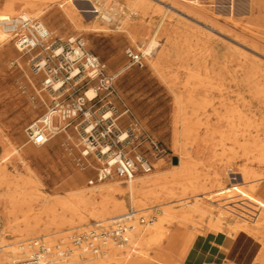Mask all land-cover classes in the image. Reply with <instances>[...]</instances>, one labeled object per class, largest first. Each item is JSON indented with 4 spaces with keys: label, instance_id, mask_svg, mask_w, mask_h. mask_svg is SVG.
<instances>
[{
    "label": "rangeland",
    "instance_id": "rangeland-1",
    "mask_svg": "<svg viewBox=\"0 0 264 264\" xmlns=\"http://www.w3.org/2000/svg\"><path fill=\"white\" fill-rule=\"evenodd\" d=\"M59 3L63 4L64 0ZM6 4L7 0H0V14L6 11ZM93 5L103 11L112 12L115 15L112 23H107L101 13H84V17H80L77 24L71 23L62 16V9L58 3L52 4L42 18L33 15L31 17L45 23L52 33L53 40L83 38L87 48L106 63L108 71L119 74L117 88L122 102L118 104V108L124 110V106H127L141 127L166 151L160 157H154L151 151L146 153L154 163L152 173L163 175L166 179L161 182L159 193L153 196L146 206L134 207L146 218L152 216L153 222L159 224L162 222L165 225L155 242H151L149 237L144 241L137 237L136 243L126 244L127 250L124 249L120 255L129 253L131 258L125 264H181L185 260L182 253L173 249H163L167 245L165 240L167 233L181 231L174 241L175 246L181 243V247H185V232L197 233L198 237L210 234L207 225L211 218L210 214L225 218V208L231 209L235 204L232 197L229 200L230 196L237 193L238 188H247L245 185L248 183L242 184L241 176L238 175L231 177L239 181L231 183L226 176L223 184L216 186L212 181L214 174L222 172L226 175L228 167L232 166L235 169L247 167L264 175V163L249 161L238 144L233 141V132L229 129V121L235 119L232 114L236 107L249 118L264 122V98L262 102L253 98L250 90L255 86L248 84L241 67L246 59L249 64H254L257 67L256 77L264 88V0L77 2L81 11H94ZM171 7L173 10L169 11ZM20 14L23 12L19 11L10 17ZM0 19L4 18L0 15ZM95 27L105 29L96 32ZM155 35L160 48L153 52L152 57L144 58L143 66L133 64L129 53L132 52L134 55L143 53L141 49H144L150 38ZM30 60L31 56L18 52L13 42L6 47H0V128L8 147L23 148L21 151L23 161L9 160L7 168L15 176H31L37 185L35 194L26 198L34 204L33 210H29L26 205L17 214L21 221L28 217L31 226L24 222L20 224L22 233L16 238H11V241H21L13 245L17 255L15 258L11 253L8 256L17 260L24 259L30 256L29 250L26 248L16 251L18 245L23 244L27 247L31 241L43 239L51 246L66 243L74 252L84 257L80 250L73 246L72 236L88 231L95 223L102 221V218L90 217L84 211L87 217L84 223H80L77 217L74 226L62 222L60 225L52 224L55 216L63 215L62 210L59 208L54 214L44 213L41 200L44 197L51 201L72 199L74 195L86 193L89 189L104 183L122 182L117 178L103 183L98 182L96 169L100 164L94 157L90 160L92 167L83 170L79 166L80 140L73 129L58 135L44 147L29 143L26 128L46 112L51 100L50 95L42 91L43 75H35ZM158 60L160 65L154 69L152 63ZM201 79L206 81L205 84L200 83ZM210 79H213L212 85L208 84ZM177 98L183 102L181 114L185 112L191 117L190 125L197 127L189 136L177 134L181 132L182 124V117L177 118L176 122ZM126 118L128 117H124L123 120ZM195 136L206 139L207 143L204 145L205 148L208 147L206 156L196 154L199 147L192 144ZM245 140L248 139L239 137V142ZM261 141L264 143V134ZM176 145L184 147L186 151H193L197 161L211 158L214 166L195 165L194 169V173L202 177L210 176L207 181L200 183V188L205 190L202 198L207 200L186 194L182 185H175L176 180L172 178V174L176 172L175 166H178L179 162ZM147 147L149 145L144 144L143 152H146ZM4 154L0 144V158ZM160 159L163 166L155 168ZM194 173L188 177L191 181ZM92 180L93 185L90 184ZM234 184L237 186H233ZM121 187L127 189L123 183ZM118 198L125 202L126 214L133 207L130 195L127 193L124 197ZM92 202L94 206H100L103 199H93ZM186 204L200 205L209 211L205 213L208 216H205L200 227L193 229L194 223L202 222L200 212L193 209L186 212V208L189 207ZM187 215L191 216L188 218ZM37 216L38 222L35 219ZM114 216L116 214L107 216L105 224L108 226L112 224L111 218ZM234 223L232 218H225L224 231L220 235L232 239L226 227L232 228ZM237 237L239 239L232 253L235 264H260L258 258L264 250L263 245L243 233ZM8 250L12 249L8 247ZM3 251L4 249L1 250V254ZM79 260L81 261L78 263H72L76 261L73 258L64 264L86 263V259ZM103 260L105 259L102 257L94 261ZM9 262L6 260V264ZM109 264L117 263L111 261Z\"/></svg>",
    "mask_w": 264,
    "mask_h": 264
},
{
    "label": "bare ground",
    "instance_id": "bare-ground-1",
    "mask_svg": "<svg viewBox=\"0 0 264 264\" xmlns=\"http://www.w3.org/2000/svg\"><path fill=\"white\" fill-rule=\"evenodd\" d=\"M59 1L61 0H7L6 11L1 13L0 15L2 18H7L21 11L25 15L28 16L33 15L35 17L42 18V16L46 15V13L49 11V8L52 4L58 3L59 7L62 9L61 10L62 16L66 20L74 24H77L80 17H84L83 15L84 13H92V14L101 13L102 18L107 23H112V21L115 18V15L112 12L103 11L100 7L95 5H93L94 11H81L77 6V2H81V1L91 2V0H64L63 4H60ZM172 10L173 9L171 7L169 11ZM94 29L96 30V32H98L100 30H104L105 28L95 27ZM10 42H11L10 37L5 32L0 30V47H6ZM158 48H160V43L157 40V35H155L150 38L147 46L141 50L143 51L145 57H152L153 52L156 51ZM159 60L152 63L154 69H157L159 67L160 65ZM241 67L245 72V77L248 84L255 86L253 89L250 90L252 92L253 98H255V100L257 99V101L259 102H262L264 98V88L260 85L259 78L256 77L257 67L252 63L249 64L247 59ZM116 75L119 76V74ZM212 80L213 79H210L208 84L212 85L211 83ZM205 82L206 81L202 79L200 80L201 84H205ZM92 94L93 93H90V95ZM182 104H183L182 100L177 98L176 122H177V118L182 117V124L180 127L181 132H177V134L178 135L180 134L182 136H189L190 134H192L193 131H196L197 127L195 128L190 125L191 117H189L185 112H182L181 114L180 110ZM254 115L256 114L254 113ZM232 116L235 119L229 121V129L230 131L233 132V136H232L233 141L238 144L239 149L243 152V155L247 157L249 161L258 164L264 163V143L261 141V136L264 134V122L263 121L259 122L254 118H249V116H246L245 113L238 107L233 109ZM2 133L3 132L0 128V144L2 145L5 153L4 156L0 158V244L2 245V247H0V264H6V260L10 261L7 264H12L13 262L18 260L12 259V257L8 256V254L10 253L13 254L15 258L17 252H15V247L13 248V245H17L21 241L19 240L11 241L12 240L11 238H16L17 236H20V234L22 233V231L20 230L21 228L20 224L22 222H24L26 225H28L31 222L28 217L25 218L23 221H21L20 217L17 214L19 211L23 209V206L26 205L28 206L29 210H33L34 204L31 203V201H28V199L26 198H29L35 194V192L37 191L36 189L37 185L35 183V180L31 176L28 177L15 176L8 171L7 161L12 159L23 161L21 154L23 148L8 147L7 143L3 139L4 135ZM239 137H244L245 139L248 140H245V142L242 141L239 142ZM205 143H207L205 138H200L198 136L193 137L192 144L194 146L199 147L196 151V154L202 156L207 155L208 147L207 148L204 147ZM180 148H182V150H179ZM176 149L179 152L178 154L179 162H178V166H175L176 172L172 174V178L176 180L175 185H179V186L182 185L186 194L188 193L196 198H200V197L202 198V196H204L205 190L200 188V183L202 181H207L210 176L206 175V177L205 176L202 177L198 175V173L196 172L195 174L194 169H195V165L214 166L211 158L208 157L206 160L197 161L195 160L193 151H186L184 150V147H181L179 145H176ZM162 166H163L162 159H160L159 162L155 164V168H161ZM226 172H227L226 175L222 172H216L214 174V176L212 177V181L216 186H221L226 176H228L231 183H233V181H239L238 179H233L231 177L235 175L241 176L242 184L248 183L247 185H245L247 186V188L246 187L244 189L238 188L237 193L230 196L229 200L231 199V197L232 199H234V203H235L234 206L231 209L230 207L225 208L226 211L222 209L224 211L225 218H232L235 222L232 228L226 227L228 233L232 236V239L236 238L241 233L246 234L249 237H252L257 241H259L264 247V183H263L264 175H261L256 171L250 170L247 167L241 169H235L232 168V166H230L228 167V170ZM193 173L194 176H193V180L191 181L190 179H188V177ZM165 179H166L165 176L159 175L157 173L136 175L134 179L128 183L121 181L123 184L127 186L126 190L121 187L122 183L119 184L117 181H113L96 186L95 188H91L86 193L83 192L78 193L74 195L72 199L66 198V199H58L51 201L49 198L44 197L41 200V202L43 203V212L47 214L49 213L54 214L56 213L57 210H59V208H61L63 215L61 217L57 215L51 221L52 224H57V225L64 223L74 226L77 217L80 223L86 222L87 217H85L84 211H86L90 217L102 218L101 220L103 222L107 221L108 219L107 216L112 214H116V216L112 217L111 219L121 218L127 215V213L125 214L126 204L125 202L121 201L118 197H124L128 193L130 195L129 199L133 208L146 206L147 203L153 199V196L159 193L161 182ZM181 179H184L186 181L181 182L180 181ZM242 184H238V185H242ZM233 186H237V184H234ZM93 199H103V202L101 203L100 206H94L92 202ZM199 200L201 199H197V201ZM203 200H207V198ZM222 201L223 200H221V202ZM226 204L228 205V200ZM186 205L189 206L186 208L185 210L186 212L191 211L192 209L195 212L196 211L200 212V217L202 222L199 223L198 221V223L196 224L194 223L193 229H196L197 226L200 227L201 223H204L205 216H208L205 213H208L209 211H207L203 206L200 205H194V206H190L189 204ZM210 215H211L210 221L207 223L208 232H210V234L208 233L207 235L204 236V238L208 235L219 236L220 233L224 231L223 227H224L225 218L214 216L212 214ZM190 216L187 215L188 218ZM35 219L38 222V216L35 217ZM185 221H187V219ZM186 223H188V221ZM148 224L150 225L149 226L145 225L143 227H140L139 226L140 223L136 221L133 224V226H136L135 229L130 231L128 234L129 242L136 243L135 241L137 237L143 241L146 239V237H149L151 239V242H155L156 239L158 238L159 233L163 230V226L165 225V223L161 222L159 224L152 222ZM28 226L30 227L31 225L29 224ZM180 233L182 232L177 231L175 233H170V234L167 233L165 238L167 245L163 249L177 250L178 252L182 253V256L186 259L190 251L195 247V245L199 241L200 237H198L199 235L197 236V233L185 232L184 233L185 247H181L182 245L181 243L175 246L174 241H176ZM226 238L228 241L232 240L229 237ZM127 245L120 247L111 246L110 249L101 256L81 257L80 253L74 252L68 259L64 261H58L53 264L69 263L70 260H72L73 258H75L76 261H73L72 263L80 262L81 261L79 260L80 258V259H86L85 264H109V262L111 261H115L117 264H125V262H127L128 259L131 258L129 257L131 255H129V253H126V255L122 256L120 255V253L123 254L122 251L127 250L128 247ZM23 246H24L23 244L22 245L20 244V246L18 245L16 251L25 250L26 248ZM8 247H10V249L12 250H8ZM2 249H4V251L1 254ZM102 257L105 260L108 259V261L105 260L101 262L94 261L96 259L100 260L102 259ZM29 258L30 256L21 260H26ZM258 260L260 264H264V250L260 254Z\"/></svg>",
    "mask_w": 264,
    "mask_h": 264
},
{
    "label": "built area",
    "instance_id": "built-area-1",
    "mask_svg": "<svg viewBox=\"0 0 264 264\" xmlns=\"http://www.w3.org/2000/svg\"><path fill=\"white\" fill-rule=\"evenodd\" d=\"M0 30L20 53L31 56L34 73L43 75L42 90L51 98L46 112L26 128L29 143L44 147L73 129L80 140L78 164L86 170L92 167L90 160L94 157L100 164L96 169L98 182L117 178L128 183L138 174L153 172L154 163L146 153L151 151L154 157H160L166 151L127 106L124 110L118 108L122 102L117 88L119 76L108 71L106 63L87 48L83 38L53 40L42 20L25 14L0 19ZM129 54L133 64L143 66V53ZM144 144L149 145L146 152ZM136 221L143 226L152 223L154 217L146 218L131 207L126 216L112 219L109 226L99 221L88 231L73 235V246L84 256H101L111 246L128 244V234L135 229ZM23 247L28 248L30 258L12 264H53L74 253L66 243L51 246L43 239Z\"/></svg>",
    "mask_w": 264,
    "mask_h": 264
},
{
    "label": "crops",
    "instance_id": "crops-1",
    "mask_svg": "<svg viewBox=\"0 0 264 264\" xmlns=\"http://www.w3.org/2000/svg\"><path fill=\"white\" fill-rule=\"evenodd\" d=\"M238 239L239 237H236L228 241L226 237L221 235L200 237L195 247L181 264H235L232 253Z\"/></svg>",
    "mask_w": 264,
    "mask_h": 264
},
{
    "label": "water",
    "instance_id": "water-1",
    "mask_svg": "<svg viewBox=\"0 0 264 264\" xmlns=\"http://www.w3.org/2000/svg\"><path fill=\"white\" fill-rule=\"evenodd\" d=\"M175 163H176V160H175Z\"/></svg>",
    "mask_w": 264,
    "mask_h": 264
}]
</instances>
